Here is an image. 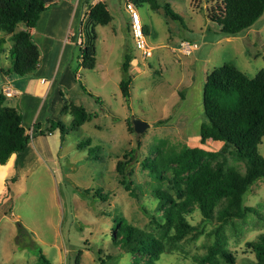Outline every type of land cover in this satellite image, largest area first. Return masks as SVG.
<instances>
[{"label": "rangeland", "instance_id": "374dc122", "mask_svg": "<svg viewBox=\"0 0 264 264\" xmlns=\"http://www.w3.org/2000/svg\"><path fill=\"white\" fill-rule=\"evenodd\" d=\"M219 1L158 0L157 10L145 3L136 6L150 51L144 55L135 49L130 27L125 30L124 0H114L115 6L109 9L115 16V30L109 24L94 29L95 68L77 69L78 45L68 63L70 84L58 91V115L54 119L48 110L49 98L36 123L42 130L49 124L54 129L49 135L30 138L25 153L17 158V169L8 177L3 193L8 203L0 205V264H37L40 255L48 264H143L144 258L122 254L113 244L111 227L121 217L133 227L160 235L146 213L155 212L156 190H173L167 183L173 180L172 165L164 164L167 155L198 148L215 155L212 164L224 159L226 168L244 172V163L230 155V149L222 152V143L200 141L202 91L206 76L224 64L233 65L250 79L264 70V14L250 29L224 35L207 19V9ZM116 15L121 16L120 22ZM0 38L4 40L0 69H4L9 66L11 42L2 34ZM183 43L190 45L185 49L188 53L183 52ZM126 53L133 58L128 103L119 91ZM70 103L91 115L78 130L71 129V115L63 110ZM35 108L31 102L27 114L22 111L26 130L31 129ZM47 119L52 122L46 123ZM133 120L148 128L140 134L130 133L126 123L130 121L133 128ZM130 151L135 156L127 171L133 170L130 179L137 200L120 185L115 171ZM258 152L264 158V137ZM146 159L159 168L162 180L143 167ZM5 171L0 168V181ZM244 206L254 212H246L218 232L216 221L203 222L194 212L188 220L197 230L183 241L166 243L157 264H208L203 262L209 250L221 247L236 259L235 264L250 263L253 255L245 245L264 235V180L251 187ZM215 261L224 264L218 253Z\"/></svg>", "mask_w": 264, "mask_h": 264}, {"label": "trees", "instance_id": "16d2710c", "mask_svg": "<svg viewBox=\"0 0 264 264\" xmlns=\"http://www.w3.org/2000/svg\"><path fill=\"white\" fill-rule=\"evenodd\" d=\"M61 0H0V34L11 42L7 59L9 66L0 69L4 76L33 77L40 64V50L32 40L29 30L35 28L40 15L58 4ZM135 6L148 4L152 10L160 8L158 0H129ZM166 15H171L168 6H163ZM264 14V0H220L207 9V19L218 25L220 33L235 36L250 29ZM112 17L104 3L99 2L89 10L86 20L79 24L77 40L78 68L93 70L96 63V26H107ZM80 43V44H79ZM4 40L0 38L1 45ZM133 58L129 53L123 56L121 64L122 79L119 91L122 99L128 103L130 97L131 76L129 74ZM91 96V95H89ZM204 121L199 129L202 143L206 141L222 143L223 151H229L237 161L244 163L245 170L240 173L234 167H225L221 162L211 163L215 155L198 148H185L164 158L165 165H172L173 180L167 183L173 190H156L154 214L146 213L152 225L160 235L144 232L126 223L121 217L114 220L110 237L122 254L145 259L143 264H157L166 252V243L183 241L197 230L188 217L198 212L203 222L216 221L218 228L235 220H241L246 212L253 213L252 208L244 206V197L252 186L264 180V158L258 152V146L264 137V70L250 79L231 64H224L206 76L202 91ZM71 115V129L78 130L91 118L82 106L70 103L63 108ZM52 122L46 120L49 124ZM158 122L157 125H161ZM127 129L134 133L131 122ZM60 132L63 127L57 123ZM54 129L50 125L42 130L33 125L32 135L26 134L22 126V115L8 105L6 98L0 94V165H5L12 155L22 156L29 146L30 138L49 135ZM63 138V137H62ZM128 159L117 163L115 171L120 185L131 197L137 200L134 183L130 177L133 170L128 169L134 159L130 151ZM209 159L208 161H206ZM143 167L162 180L161 171L147 159ZM15 169H17V164ZM190 173V174H189ZM185 174H187L185 176ZM17 175V174H16ZM15 177L10 180L12 185ZM173 181V182H172ZM7 185V184H6ZM7 189V188H6ZM9 192V190H7ZM220 239L217 238V243ZM246 250L253 255L248 264H264V235L256 241L246 243ZM215 247V246H214ZM211 247V248H214ZM218 258L224 264H235L236 259L223 247L211 249L204 257L203 263L218 264ZM137 259V261H139ZM37 264H48L40 255ZM75 264H79L78 261Z\"/></svg>", "mask_w": 264, "mask_h": 264}, {"label": "crops", "instance_id": "0c3cea01", "mask_svg": "<svg viewBox=\"0 0 264 264\" xmlns=\"http://www.w3.org/2000/svg\"><path fill=\"white\" fill-rule=\"evenodd\" d=\"M99 2L104 3L108 12L112 15L109 8L110 5L115 6L114 0H61L49 10L43 12L35 28L29 30L32 40L41 53L40 64L34 76H4V82L0 79V94L5 96L8 105L20 112L22 117V111L26 115L31 102L36 105L34 112L31 113L30 130H26L22 118V126L26 134L32 135L33 125L41 118L42 115L40 114L47 109L46 105L49 98L48 110L51 111L54 119L58 115L60 106L58 91L61 87H66V83L70 84V79H72L71 75H69L72 70L68 67V63L73 59V51L77 49V35L80 31L79 24L81 21L84 23L91 7ZM111 17L112 21L109 25L112 26L114 31L115 16ZM116 17L120 22L121 16L116 15ZM128 26L129 19L127 18L126 32H128ZM11 101H14L15 105ZM16 161L17 157L12 155L5 165H0V168H6L0 181V197L3 196L6 188L5 184L9 179L10 173L16 167ZM7 197H1V199H4L0 202V205L8 203Z\"/></svg>", "mask_w": 264, "mask_h": 264}, {"label": "built area", "instance_id": "2783aa9c", "mask_svg": "<svg viewBox=\"0 0 264 264\" xmlns=\"http://www.w3.org/2000/svg\"><path fill=\"white\" fill-rule=\"evenodd\" d=\"M124 11L129 19L130 35L133 45L137 51H141L144 55L149 54V49L146 46L143 28L141 26L140 17L136 6L129 0H124ZM190 45L187 43L181 44L182 50L184 53H188L186 48H189Z\"/></svg>", "mask_w": 264, "mask_h": 264}, {"label": "water", "instance_id": "95a60500", "mask_svg": "<svg viewBox=\"0 0 264 264\" xmlns=\"http://www.w3.org/2000/svg\"><path fill=\"white\" fill-rule=\"evenodd\" d=\"M132 125H133V130L136 134L143 133L144 130L148 128V125L138 120H133Z\"/></svg>", "mask_w": 264, "mask_h": 264}]
</instances>
